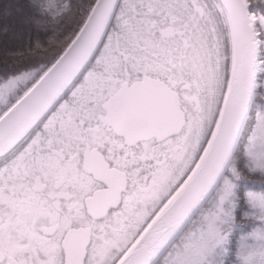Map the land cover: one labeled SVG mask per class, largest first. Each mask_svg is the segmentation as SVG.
Listing matches in <instances>:
<instances>
[{
  "label": "snow or ice",
  "instance_id": "6c2138e0",
  "mask_svg": "<svg viewBox=\"0 0 264 264\" xmlns=\"http://www.w3.org/2000/svg\"><path fill=\"white\" fill-rule=\"evenodd\" d=\"M29 8L51 35L0 74V264H151L186 224L164 264H264V0Z\"/></svg>",
  "mask_w": 264,
  "mask_h": 264
},
{
  "label": "trees",
  "instance_id": "16d2710c",
  "mask_svg": "<svg viewBox=\"0 0 264 264\" xmlns=\"http://www.w3.org/2000/svg\"><path fill=\"white\" fill-rule=\"evenodd\" d=\"M30 0H0V74L11 71L15 67L9 68L13 57L7 53L23 50L25 47L34 46L37 40L46 42L51 33L38 32L32 19L33 13L29 8ZM7 61V63H5ZM256 110V103L253 104V111ZM192 214L190 221L196 215ZM181 228L169 241L167 246L161 251L159 256L151 262L157 264L164 251L170 244L175 242L179 233L187 226Z\"/></svg>",
  "mask_w": 264,
  "mask_h": 264
},
{
  "label": "rangeland",
  "instance_id": "374dc122",
  "mask_svg": "<svg viewBox=\"0 0 264 264\" xmlns=\"http://www.w3.org/2000/svg\"><path fill=\"white\" fill-rule=\"evenodd\" d=\"M199 214H200V211L198 212V214H197L196 216H194V217L192 218L191 221H195V220H197ZM187 228H188V225L183 229L182 232L179 233V236L175 239V242H173L172 244H170L169 248L166 249V250L164 251V254H163V255L159 258V260L157 261V264H164V261H165L166 256H167L168 253L173 249V247H174L175 245H178V244L180 243L181 237H182V235L187 231Z\"/></svg>",
  "mask_w": 264,
  "mask_h": 264
},
{
  "label": "flooded vegetation",
  "instance_id": "af4514ba",
  "mask_svg": "<svg viewBox=\"0 0 264 264\" xmlns=\"http://www.w3.org/2000/svg\"><path fill=\"white\" fill-rule=\"evenodd\" d=\"M166 113L165 112H163V111H161V112H159V113H157L156 114V116L158 117V118H160V119H163V118H166ZM94 169L97 171V174H102L103 172H104V170L100 167V165L98 164V163H94ZM209 205H208V202H207V200L202 204V208H207ZM199 211H201V208L200 207H198L196 210H194V215H197L198 214V212ZM192 213V214H193ZM193 215V216H194Z\"/></svg>",
  "mask_w": 264,
  "mask_h": 264
},
{
  "label": "water",
  "instance_id": "95a60500",
  "mask_svg": "<svg viewBox=\"0 0 264 264\" xmlns=\"http://www.w3.org/2000/svg\"><path fill=\"white\" fill-rule=\"evenodd\" d=\"M70 74H74V70H70ZM166 246H167V245H166ZM166 246H165V247H166ZM165 247H164V248H165ZM164 248H162L161 251H162ZM161 251H160V252H159V253H158V254L152 259V261L155 260V259L159 256V254L161 253ZM152 261H151V262H152Z\"/></svg>",
  "mask_w": 264,
  "mask_h": 264
}]
</instances>
